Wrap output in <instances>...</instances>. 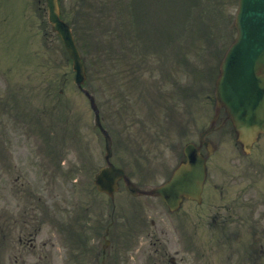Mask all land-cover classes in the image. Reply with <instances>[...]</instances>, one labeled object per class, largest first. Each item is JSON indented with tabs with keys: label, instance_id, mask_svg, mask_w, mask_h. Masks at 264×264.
<instances>
[{
	"label": "rangeland",
	"instance_id": "374dc122",
	"mask_svg": "<svg viewBox=\"0 0 264 264\" xmlns=\"http://www.w3.org/2000/svg\"><path fill=\"white\" fill-rule=\"evenodd\" d=\"M34 1L35 0H25L24 9L18 14L20 20L12 21L9 13L4 9V11L8 14L10 25L7 33L2 36L0 34V47L6 48L8 46L7 49L3 50L5 52L2 54V58H0V92H3V94L6 95L9 80H12L13 83V80L22 79L27 81L26 85L36 84V88L40 90L39 96L43 95L44 97L48 90V85L44 82L39 83L37 79L42 77L41 74L43 72L45 74L51 73L52 61L50 59L55 58L54 62H57L60 66L59 72H65L64 75L66 79L63 81L65 94L56 95L54 92L55 87H57L58 83L61 82V79L54 78L53 80H50L52 83V87L49 90L50 96L53 98L58 96L60 99L58 102H56L53 98L50 99L51 112H58V114L61 115V113L65 111L68 118L74 121L73 126L78 127L75 132L78 134L79 138L75 140L79 141L82 139L80 143L82 149L81 147L73 144V151L69 146L71 145V142L66 137L65 142L67 145L66 147H61V154L63 155L62 158L71 160V162L67 165L66 173L68 174L70 171L77 173L78 181L75 183V186L77 189L80 188L82 190V195H85L83 202L92 207L88 218L93 219L99 215L100 210L103 209V203L108 201L104 195L96 192L92 186L93 172L97 167L103 164L102 155L104 143L98 133V130L96 131L94 128L93 113L89 107L87 99L72 82L74 74L70 71V64L67 60V56L65 58L62 53L63 47L60 41L54 38L52 44L49 46L45 45L48 49L47 52L49 58L47 56H40L39 54V51L43 46L41 32L39 29L41 23L40 17L45 16L46 13H44V0H40L37 6L34 5ZM63 2L65 8L67 9L69 0H63ZM160 5L161 4L159 2L155 3L153 15L160 8ZM144 7L147 10V0H145ZM11 15L13 16L14 13L12 12ZM38 16L40 17L37 19ZM152 17V15L147 16V11L143 14L141 20L142 23H147V28L148 25H151L153 22ZM6 19L7 16L0 13V22L2 23ZM81 29H83V26H81ZM37 30L40 33L37 32ZM19 37L20 41L17 44ZM26 40L25 54L23 55L20 54L19 50ZM79 41V47L85 49L88 44L86 39L81 37ZM16 45L17 47H15ZM33 52H37L35 58L32 54ZM10 53L13 55L10 56ZM149 54L152 57H156L155 50L149 52ZM31 58L32 60L34 58L33 62L30 61ZM190 59L193 60L192 65H195L196 59L192 53L190 54ZM12 62L15 67L12 66ZM91 62H95V60L92 59ZM149 67L153 68L154 62H152ZM8 68L13 69L10 74V78L7 79L4 73L9 70ZM3 71L4 73H2ZM28 72L31 73L32 79L28 76ZM172 72L173 74H176V78H179V71L176 67ZM35 73L39 74L37 78H35ZM146 75L147 74L143 72L140 80H143ZM136 76L137 73L135 72L132 73L130 78L126 77L125 83L122 84L117 93H113L102 82L100 77L97 76L96 70L90 73L89 81L96 91V102L101 106V110L105 117V121L103 122L107 126V129L112 137V161L119 166H124L128 174L132 176V179L135 182L147 183L148 171L144 168L146 159L153 164L155 177L157 179H162L166 170L174 164L179 146L197 129L191 130L190 127L185 129L175 127L174 129L177 132V135H173L169 132L164 134L157 124L165 123L166 115H169V113L167 114L168 108L163 107L159 113L151 111V105H153L156 101L153 99L155 95L148 89L147 104H141L138 99H134L137 90L136 82H140ZM189 78L196 82L193 86L195 88L200 86V89H194V91L185 93L179 92V95L185 97L183 104L178 101L177 93L174 95V100L177 104V109L185 112V118L194 113L197 115L198 127L205 126L208 123L207 117L211 114V111L208 110V104L205 105L206 102H209L206 98L213 95L212 83L210 81L211 79L207 82L206 78H201L197 74L194 76L190 75ZM207 84L208 87L206 89H202V86H207ZM138 89L140 88L138 87ZM0 99L3 100L4 96ZM39 106H44L43 101L39 103ZM67 108L70 109L68 110L69 112L67 111ZM18 112L22 113L23 118H29L31 114V111L24 104L12 109L13 114H17ZM0 113L11 122L9 126H17L18 129H21V125L19 123L12 121L13 116L9 115L7 112H2V110H0ZM155 114H159L158 117H155ZM23 123H25V121ZM28 124H33V122L29 121ZM24 127L25 126L22 128L23 131ZM230 135L232 134H230L229 129L224 127L218 131L216 136V141L218 139V149L212 155V159L210 160L213 172L210 181L207 184L205 202L200 208V210L203 211L205 218L214 211V206L222 205L225 202V197H217L212 184L223 180L225 168L229 170L240 166V163L236 161V158H241V156L238 149L233 145V139L231 140ZM35 136L37 137L38 142L44 144L43 149H41V145L35 144ZM25 140L32 143V145L26 144L27 148L20 145L16 148L17 154L20 156L24 155L22 158L23 164H19L17 172L28 174L26 169L29 166L28 164L31 163L30 159L33 162L47 163L50 159H55L57 157L56 154H53V139H44L41 135L36 134L25 138ZM262 152H264V149L256 148L251 157H260ZM215 156H218L216 160H214ZM55 181L58 187L56 189L66 191V189L69 188V185L66 184L62 178L56 177ZM10 185L17 186L13 181H8V186ZM28 185H30L31 188H35L36 181H31ZM240 186V184L235 183V186L232 189L237 190ZM63 194L65 193L63 192L62 196H60L62 200H64ZM117 194L121 201L128 199L122 188ZM57 199H59V197H56L55 200ZM140 202L147 204V207L151 206L150 202L146 199H140ZM21 205L24 210V219L27 217L30 210H33L34 216H38L39 211L46 209L45 205H40L38 203L33 204L28 201L23 202V198ZM187 207L191 208L188 204L185 205V208ZM104 213H106V210H104ZM28 221L29 219H27V222ZM19 222L25 226L23 221L20 220ZM169 240L173 243L175 236L170 234ZM140 241H143V239L141 238ZM141 251L142 247L140 252Z\"/></svg>",
	"mask_w": 264,
	"mask_h": 264
},
{
	"label": "water",
	"instance_id": "95a60500",
	"mask_svg": "<svg viewBox=\"0 0 264 264\" xmlns=\"http://www.w3.org/2000/svg\"><path fill=\"white\" fill-rule=\"evenodd\" d=\"M51 2L53 3V5H55V0H51ZM55 13V12H54Z\"/></svg>",
	"mask_w": 264,
	"mask_h": 264
}]
</instances>
